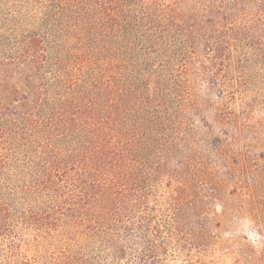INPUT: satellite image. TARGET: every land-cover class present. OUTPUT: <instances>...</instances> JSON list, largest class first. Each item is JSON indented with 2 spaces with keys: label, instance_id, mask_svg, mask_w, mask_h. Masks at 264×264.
I'll return each instance as SVG.
<instances>
[{
  "label": "trees",
  "instance_id": "trees-1",
  "mask_svg": "<svg viewBox=\"0 0 264 264\" xmlns=\"http://www.w3.org/2000/svg\"><path fill=\"white\" fill-rule=\"evenodd\" d=\"M2 1L0 60L11 65L9 71L23 72L25 88L12 85L10 102H0V231L9 234L15 222L31 223L39 235L57 238L59 256L41 264H105L107 247L120 251L119 260L127 259L123 264H134L135 258L156 264L158 253L172 247L200 248L211 221L200 215L189 220V242L182 244L180 231L188 222L180 216L182 203H173L167 217L150 212L152 178L139 170L148 159L138 150L144 141L149 148L158 144L169 157L178 151L177 119L190 95L194 57L176 56L179 43L167 63L159 59L161 70H151L149 59H141L142 42L153 49L158 43L150 34L140 35L141 20L131 15L137 0H38L45 6L35 19H26V2ZM169 27L167 19V34ZM173 45L167 38V46ZM208 47L218 51L222 45ZM210 76L212 84L220 81L217 74ZM228 86L222 83V95L235 98ZM152 123L163 142L151 138L147 124ZM228 123L242 134L238 121ZM212 145L221 153L229 146L220 139ZM254 159L243 158L238 175L230 171V179L211 188L216 195L227 181L235 183L237 197L244 196L254 223L261 224L264 163H251ZM187 189L197 195L195 188ZM190 198L186 201L197 208ZM133 233L145 239L139 257L118 242ZM119 260L108 261L122 264Z\"/></svg>",
  "mask_w": 264,
  "mask_h": 264
},
{
  "label": "rangeland",
  "instance_id": "rangeland-1",
  "mask_svg": "<svg viewBox=\"0 0 264 264\" xmlns=\"http://www.w3.org/2000/svg\"><path fill=\"white\" fill-rule=\"evenodd\" d=\"M22 1L26 2V19H30L28 15L34 19L43 16L45 1L43 4L38 0ZM4 3L6 0L2 1ZM131 10V15L141 20L142 39L150 34L158 43L153 49L146 47L150 46L147 41L142 42L145 54L141 59H149L151 70H161L159 59L167 63L179 43L180 51L176 56L194 57L189 68L190 95L177 119L180 125L176 141L178 151L169 157L158 144L153 148L144 141L139 144L143 159H148L146 165H139V170H147L152 178L148 203L153 211L150 212L155 213V217H167L173 203H182L180 216L188 221L184 232L180 231L184 237L182 244L189 242V220H196L200 215L211 221L200 248L172 247L168 253H158L156 264H264V221L254 223L244 196L238 198L236 195H241V191L235 183L227 181L222 192L216 195L211 188V183L230 179V171L235 170L238 175V169L244 165L243 158L251 156L255 158L251 163H264V0H137ZM34 19L29 22L34 23ZM167 19L170 20L168 34ZM160 34L162 40L157 37ZM167 38L173 46H167ZM213 43L222 48L213 51L208 47ZM215 58L218 60L212 65L211 60ZM10 67L8 62L0 60L1 104L10 102L12 85L20 91L25 88L23 72L9 71ZM211 73L217 74L220 80L217 84H212ZM222 83L229 85L235 98L222 95ZM229 121H238L243 128L242 134L239 135ZM147 125L152 127L151 138L163 142L162 131L155 132L158 126ZM226 129L228 135L224 133ZM218 139L229 144L225 153L212 145ZM10 173L15 175L17 171L10 170ZM240 179L243 178L237 180ZM187 186L195 188L194 198ZM189 198L197 200V208L186 201ZM15 223L13 232L0 231V264H41L44 259L49 258L48 261L59 256L57 238L39 235L31 223L21 226ZM143 237L133 233L130 237L118 238V242L123 243L127 254L133 252L134 257H139L145 251ZM149 237L153 240L152 235ZM14 241L19 242L15 248L11 245ZM105 251L108 260H119V250L107 247ZM108 260L105 264L117 262ZM126 261L123 258L120 262ZM137 262L139 259L135 258L134 264H139Z\"/></svg>",
  "mask_w": 264,
  "mask_h": 264
}]
</instances>
